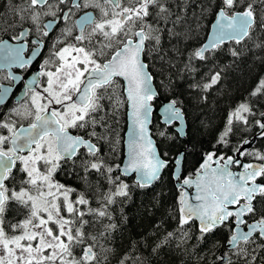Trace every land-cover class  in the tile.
<instances>
[{
  "label": "snow or ice",
  "instance_id": "6c2138e0",
  "mask_svg": "<svg viewBox=\"0 0 264 264\" xmlns=\"http://www.w3.org/2000/svg\"><path fill=\"white\" fill-rule=\"evenodd\" d=\"M69 4L68 11H64ZM188 6V0H180V3H174V0H83L82 3L79 0H26L15 10L20 23L29 22L41 37L49 35L47 29L55 21L69 19L73 9L91 7L96 14L85 12L75 26L78 34L74 36L72 28L62 30L65 39L72 38L74 42L66 43L52 53L57 64L55 71L48 70L52 63V59H48L36 74V78H47V86L43 88L47 95L29 88L31 104L23 111L13 110L17 116L31 120L28 126L17 128L15 121H0V129H7L9 133L0 135V264H108L107 254L111 249L102 241H106L117 226L104 223V220L111 221L109 206L116 203V197H127L129 186L114 175V168L100 145L106 138L96 131L98 124L105 127L104 117L96 118L102 99L98 90L114 87L113 77H123L127 81L133 131L124 172L138 173L141 188L151 185L160 179L161 170L168 161L158 156L152 141L145 138L151 112L149 102L157 97V92L152 85L153 76L147 70L149 66L141 55L146 50L159 54L164 32L170 40L188 38L193 31L188 20ZM198 6L200 13L192 14L197 28L200 19L211 10L216 17L215 32L207 43L189 53L185 71H196L191 67L194 60L206 63L214 60L226 40L239 44L246 38L253 39L257 31L264 33V0H212L207 6ZM44 16L53 19L43 24L41 31ZM177 26L184 27L185 31H177ZM24 34L21 31V35ZM255 47L264 48V39ZM109 49H114L111 59L98 62ZM22 50L23 45L12 47L4 43V59L8 66L24 67L31 62L30 58L21 57ZM229 51L234 58L240 56L236 49ZM160 58L163 60L164 56ZM209 71L212 74L208 82L193 87L207 91L216 85L223 69ZM258 94H264V78L251 95ZM41 100H47V103H40ZM52 103L60 105V110H49ZM116 103L119 106V101ZM176 104V100H171L164 106L166 122L181 117ZM244 113H251V109L242 103L230 114L219 142L227 143L234 121L247 123ZM260 115L264 117V113ZM256 123L264 130V123ZM71 130L77 133L82 130L84 134L74 135ZM261 135L264 136V131ZM237 152L240 156L252 155L264 161V154ZM213 156L214 153L207 154L195 181H183L188 186L195 183L198 203H188L185 194L181 193L178 244H186L191 239L189 231L183 230L190 221L199 222L198 242L227 227L230 233L226 241L228 250L216 256V261L219 264H255L259 252L264 251V183L258 182L264 181V163L242 164L232 156H221L217 166L210 168ZM78 160L84 173L81 179L85 190L73 200L70 195L76 189L57 182L55 174L69 161L75 168ZM18 162V171L24 178L17 183L13 169L17 168ZM233 164L242 166L243 171H230L229 166ZM93 173L98 177L95 182L88 179ZM104 182L109 185L107 191L103 190ZM93 202L96 207L92 206ZM257 203L261 206L257 207ZM10 205L16 206L13 211L22 219L13 222L7 218ZM174 239H177V233L168 232L153 252ZM77 250L79 255H76ZM127 260L125 256L119 264H126ZM261 260L264 262V257Z\"/></svg>",
  "mask_w": 264,
  "mask_h": 264
},
{
  "label": "trees",
  "instance_id": "16d2710c",
  "mask_svg": "<svg viewBox=\"0 0 264 264\" xmlns=\"http://www.w3.org/2000/svg\"><path fill=\"white\" fill-rule=\"evenodd\" d=\"M25 2L26 0H0V36L20 24L19 14L15 10ZM211 2L212 0H188L190 6L187 7V15L193 29L188 38L170 40L167 32H164L161 52L158 54L146 50L143 54L159 96L153 102L156 110L152 118L151 132L161 157L168 161L160 179L151 186L141 188L134 182L133 177L124 178L118 170V165L123 159L127 111L122 82L117 80L114 87L98 90L102 99L101 109L96 114V118L103 116L105 127L98 124L96 131L106 138L100 142V145L108 163L114 168V175L126 181L129 186L127 197H116V203L109 206L111 221L104 220V223L111 222L117 226L108 239L102 241L106 248L111 249L107 254L108 264H119L125 256L128 257L126 264H217L216 256L228 250L226 241L230 233L227 227L223 232H215L207 240L198 242L196 237L199 236V232L196 223L191 221L183 229L189 231L191 239L186 244H178L180 232L178 208L182 192L176 187L173 179V163L182 149L184 150L182 173L189 164L199 165L210 151L225 148V151L233 154L244 139L250 138L260 127L256 121L264 120L260 115L264 113V94L256 96L251 94L259 81L264 78V48L255 47L256 43L264 39V33L257 31L253 39L246 38L239 44L234 41L223 44L222 50L214 60L207 63L194 60L191 67L196 71H185L189 53L202 45L214 19L212 11H207L200 19L197 28L192 14L200 13L198 5L207 6ZM174 3H180V0H174ZM174 10L179 11V9ZM177 31L183 32L185 28L177 26ZM230 49L238 50L240 56L232 57ZM161 55L164 56L163 60L160 58ZM210 69L213 71L223 69L217 84L207 91L193 87L208 82L212 74ZM163 100H176V105L184 113L187 124L184 139L176 133L173 124L167 126L160 122L157 110ZM116 101H119V106ZM242 103L248 104L251 109V113L245 114L247 123L234 121L233 130L226 138L227 143L219 142L220 134L226 128L230 114ZM93 142H95L94 138ZM253 148L256 152L264 154V136L255 142ZM83 175L78 160L75 168L70 163L56 176L58 180L71 184V187L76 189L74 194H80V191L85 190L84 181L81 179ZM88 179L95 182L98 177L93 173ZM108 188L109 185L104 182L103 190L107 191ZM92 206L96 207L95 202ZM260 206L257 203V207ZM15 207L10 205L7 213V218L13 222L23 218L13 211ZM168 232H176L177 239L153 252V248ZM216 241H219V245H216ZM79 254L77 250L76 255ZM262 257L264 251L259 252L255 264H264Z\"/></svg>",
  "mask_w": 264,
  "mask_h": 264
},
{
  "label": "flooded vegetation",
  "instance_id": "af4514ba",
  "mask_svg": "<svg viewBox=\"0 0 264 264\" xmlns=\"http://www.w3.org/2000/svg\"><path fill=\"white\" fill-rule=\"evenodd\" d=\"M79 2L82 3L83 0H79ZM69 6L70 4L66 5L63 10L68 11ZM85 12H88V13L92 12L93 15L96 14L95 11L91 7L73 9V13L70 14L69 19L57 20L49 29H47V31L49 32V35L47 37H41L40 33L36 32L35 29L32 27V25L27 21L23 22V24L20 23L13 29L5 31L0 36V42L6 41V44L11 45L12 47H19L23 45L21 57L25 60L29 58L31 60V62L26 64L24 67H20L18 64H12L11 66H8V64L5 62V59H4V51H3L4 47L0 49V95L3 90L7 89V91H4L5 92L4 96L3 97L1 96L0 98V121L6 120V119L15 121V126L17 128H20L22 126H28L31 120L23 119L17 116L13 110L19 109L20 111H23L25 107L31 104V93L28 91L29 88H33L36 91H40L42 95L44 96L47 95L46 93H43V88L47 86V78L46 77L36 78V74L38 71L41 70V66L43 65V62L48 59H52V63L49 65L48 70L55 71V67L57 66V64H56V59L52 57V53L59 51V49L64 47L66 43L74 42L72 38H69L66 40L65 37L62 35V30H64L65 28H72L73 36L75 34H78V29L75 26L77 24L78 18H80ZM52 19L53 17L51 16L42 17V21L40 25L41 31L44 30L43 24L47 23L49 20H52ZM21 31H24L25 34L21 35ZM37 40H39L40 42L34 43ZM57 41L59 42L57 43ZM54 43L56 45L55 48L53 47ZM112 53H114V49H109L104 57L98 58V62L103 63L104 61L108 60L110 56L112 55ZM72 55H75V53H73ZM68 59L70 60L71 56H69ZM9 74H11V76ZM34 78H36V83H33ZM117 80H120V79L119 78L113 79L114 83L117 82ZM107 88H110V87H107ZM1 100H4V102H1ZM40 103H47V100H41ZM60 108L61 106L55 103L49 104V110L51 109L60 110ZM261 121H264V120H261ZM259 129L260 127H258L256 132L252 136H254L258 132ZM71 132L74 134H80V135L83 134L82 131L77 133L75 130H71ZM0 135L7 136L9 135V133L7 129H0ZM262 137L263 136L257 138L255 142L258 139H261ZM220 149L221 150H218V151H210L209 153H214V158H219L221 156L226 158L227 156H230V155L234 156L237 153L236 151L233 154H229L227 151H225V148H220ZM243 152L253 153V152H256V149L253 148L252 146L250 149L244 150ZM241 158L243 162L245 163H252V162H263L264 163V161H260L252 155L241 156ZM70 163L71 161L62 165L61 169H59L57 173L55 174V180L67 187L72 188L71 184L68 185L67 183H64L58 180V177L56 176L60 171H64ZM219 163L222 164L223 160H220ZM215 164L216 163L214 162V159H213L210 162L209 167L210 166L213 167L215 166ZM18 168H19V162L17 163V168L13 169L14 173H16V176H17V183L20 180H22V178H24V174L20 173L18 171ZM198 169H200V164L199 165H191V164L187 165L186 170L184 171V173H182L180 180L186 177H191V178L194 177L197 174ZM232 169L234 171H238L240 168L238 165L234 164L232 166ZM123 182L126 183V181H123ZM74 184H77V183H74ZM178 189H180V191L184 193V190L182 188H178ZM189 190L192 191L193 187L190 186ZM78 195H79L78 193L76 194L72 193L70 195V199L74 200L76 199ZM64 214L67 215V213H64ZM191 222L196 223V228H197V231L199 232L198 222L196 220L191 221ZM251 222L252 221L249 220V223ZM224 228L225 227L220 228L216 232L218 233L223 232ZM217 264H219V262Z\"/></svg>",
  "mask_w": 264,
  "mask_h": 264
},
{
  "label": "water",
  "instance_id": "95a60500",
  "mask_svg": "<svg viewBox=\"0 0 264 264\" xmlns=\"http://www.w3.org/2000/svg\"><path fill=\"white\" fill-rule=\"evenodd\" d=\"M89 13H92V12H89ZM92 14H93V13H92ZM83 15H84V14H83ZM83 15H82V16H83ZM79 19H80V18H78L77 22L79 21ZM215 19H216V17L214 16V19H213V21H212L211 24H210V27H209V31H208V33H207V36H206L204 42L202 43V45L205 44V43H207V42L211 39V36L214 34V32H215V28H214V25H215ZM231 41H234V40H226V41L224 42V44H226V43H228V42H231ZM3 42L6 43V41H1V42H0V49L4 47V43H3ZM234 42H235V41H234ZM112 55H114V53H112ZM112 55L110 56V58H109L108 60L111 59ZM141 59L144 61V63H145L146 65H148L147 62L144 60L143 54L141 55ZM147 70L150 72L149 67H148ZM150 74H151V72H150ZM151 75H152V74H151ZM115 78H119V79L122 81V83H123V94H124V96H125V98H126V102H127V111H126V130H125V132H124V139H123V159H122V162L120 163V165L118 166V170H119V173H120L122 176L126 177V178H131V177H133L134 182L138 185V179H139V175H138V173H136L135 171H129L128 173H125V172H124V169H125V167H126V165H127V163H128V159H129L130 141H131V139H132V131H133V120H132V115H131V113H132V107H131V102L128 100V94H127V91H126V88H127V81H126L123 77H113V79H115ZM152 85H153L154 90L157 92V89H156V87H155V85H154V81H153V80H152ZM4 94H5V92L2 91V93H1V95H0V98H1V96L3 97ZM158 97H159V96H158V92H157V97L154 98L152 101L149 102V103L151 104V112H150L149 115H148V120H147V123H146L145 138H146V140H151V141H152V147L155 149L157 155L161 157L160 152H159V150H158V147H157V145H156V141H155V139L153 138V136H152V132H151L152 118H153V114H154V112H155V110H156L155 106L153 105V102H154V100L158 99ZM74 99H78V97H75V96H74ZM169 101H170V100H163V101L161 102V104H160L158 110H157V113H158V115H159V117H160V122H161L162 124H164V125H167V126L173 124V125H174V130L176 131V133L179 135V137H180L181 139H184V138L186 137L187 124H186V120H185L184 113L182 112L181 108H179V107L176 105V107L179 108V109L181 110V117H180L179 119H174V120H172L171 122H166V120H165V117H164V114H163V108H164V106H165L166 104L169 103ZM1 102H4V100H1ZM261 123H264V121H261ZM26 127H27V126H22V127H20V128H26ZM262 131H264V130H262V129L260 128V129L258 130V132H257L254 136H252L251 138H247V139H245L244 141H248V143H244V141H243V143L241 144V147L239 148V151H244V150H248V149H250V148L253 146L255 140H256L257 138H259V137L262 136V135H261V132H262ZM72 134H74V133H72ZM74 135H75V134H74ZM206 156H207V155H206ZM206 156H204V158L202 159L200 165L204 163V160H205ZM230 156L234 157L235 159H239V160L242 162V164H246L245 162H243L241 156L238 155V152H237L234 156H233V155H230ZM227 157H228V156H227ZM227 157H226V158H227ZM161 158H162V157H161ZM213 159H214V162L216 163L217 160H218L219 158H214V156H213ZM177 160H179L180 162L177 163ZM183 160H184V150L182 149V150L178 153V155L176 156V158H175V160H174V163H173V164H174V167H173V179H174V181H175V185H176V187H177V188H182V189L184 190V194H185V195H184V198H185V200H186L188 203H190V204H196V203H198V201L195 199V197H196V195H197V188H196L195 183H193V184L191 185V187H193V190L190 191V190H189V187H190V186L185 185V184L183 183V181H184L185 179H191L192 181H195V180H196V177H197V174H196L194 177H192V178H191V177H186V178H183V179L180 180L181 175H182V170H183ZM219 161H220V160H219ZM259 163H263V162H252V164H259ZM233 165H234V164H233ZM233 165H230V166H229V170H230V171H232V172H234V173H236V172H240V171H243V168H242V166H240V165H238L240 169H239L238 171H234V170L232 169V166H233ZM216 166H217V164H215V166H213V167L210 166V168H215ZM164 169H165V168H164ZM164 169L161 170L160 177H161V175H162ZM200 175H201V176L204 175L203 171L200 172ZM154 182H155V181H154ZM154 182H153V183H154ZM258 182H260V181H258ZM153 183H152V184H153ZM152 184H151V185H152ZM151 185H149V186H151ZM149 186H147V187H149ZM230 207H231V206H230ZM197 222H198V221H197ZM198 223H199V222H198ZM242 227H243V226H242ZM226 248H227V246H226ZM227 249H228V248H227Z\"/></svg>",
  "mask_w": 264,
  "mask_h": 264
},
{
  "label": "rangeland",
  "instance_id": "374dc122",
  "mask_svg": "<svg viewBox=\"0 0 264 264\" xmlns=\"http://www.w3.org/2000/svg\"><path fill=\"white\" fill-rule=\"evenodd\" d=\"M246 113H244L243 115H245Z\"/></svg>",
  "mask_w": 264,
  "mask_h": 264
}]
</instances>
